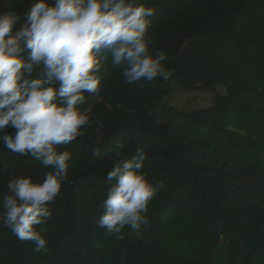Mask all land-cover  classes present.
I'll use <instances>...</instances> for the list:
<instances>
[{
    "label": "trees",
    "instance_id": "trees-1",
    "mask_svg": "<svg viewBox=\"0 0 264 264\" xmlns=\"http://www.w3.org/2000/svg\"><path fill=\"white\" fill-rule=\"evenodd\" d=\"M33 2L0 0V12L23 18ZM141 2L154 9L146 38L167 54L172 75L127 84L123 65L110 55L102 62L99 92L81 106L90 125L57 146L72 161L51 217L37 226L47 253L0 221V264H264V0ZM174 82L181 92H212V106H172ZM117 146L125 159L146 146L147 178L164 184L139 234L128 226L109 234L95 222ZM49 170L0 144V211L10 178L42 182Z\"/></svg>",
    "mask_w": 264,
    "mask_h": 264
},
{
    "label": "clouds",
    "instance_id": "clouds-1",
    "mask_svg": "<svg viewBox=\"0 0 264 264\" xmlns=\"http://www.w3.org/2000/svg\"><path fill=\"white\" fill-rule=\"evenodd\" d=\"M153 15L141 0H34L23 18L0 12V134L15 129L14 136L0 135V144L50 169L42 182L30 175L8 180L0 221L18 240L31 241L35 252L47 253L37 226L47 224L48 205L69 178L72 153L57 146L83 136L90 125V109L81 106L85 93L99 92L102 62L110 55L113 65H123L127 84L172 75L167 54L154 51V41L146 38ZM145 147L137 146L130 159L120 146L115 149L103 213L95 221L109 234L126 226L139 234L141 224L149 223V203L164 187L147 178Z\"/></svg>",
    "mask_w": 264,
    "mask_h": 264
},
{
    "label": "rangeland",
    "instance_id": "rangeland-1",
    "mask_svg": "<svg viewBox=\"0 0 264 264\" xmlns=\"http://www.w3.org/2000/svg\"><path fill=\"white\" fill-rule=\"evenodd\" d=\"M172 92L173 94L168 97V101L172 106L185 111H191L197 108H207L212 106L213 102L211 100V96L213 97V93L199 91L193 92H181L178 91V84L174 82L172 84Z\"/></svg>",
    "mask_w": 264,
    "mask_h": 264
}]
</instances>
